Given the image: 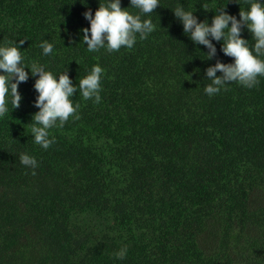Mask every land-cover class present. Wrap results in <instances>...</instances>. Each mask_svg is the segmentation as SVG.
I'll return each instance as SVG.
<instances>
[{
  "label": "trees",
  "instance_id": "trees-1",
  "mask_svg": "<svg viewBox=\"0 0 264 264\" xmlns=\"http://www.w3.org/2000/svg\"><path fill=\"white\" fill-rule=\"evenodd\" d=\"M178 3L209 23L217 7L239 19L245 6L160 0L148 38L90 53L83 13L99 0H0V43L23 39L29 65L66 71L80 105L47 150L30 133L35 77L0 118V264H264V78L208 97L205 69L232 57L213 41L204 58L173 14ZM241 35L251 42L246 27ZM43 40L52 54L41 55ZM93 64L104 69L99 102L78 88Z\"/></svg>",
  "mask_w": 264,
  "mask_h": 264
},
{
  "label": "clouds",
  "instance_id": "clouds-1",
  "mask_svg": "<svg viewBox=\"0 0 264 264\" xmlns=\"http://www.w3.org/2000/svg\"><path fill=\"white\" fill-rule=\"evenodd\" d=\"M160 4V0H129V7L122 8L120 0H99L98 8L93 12L85 11L84 18L88 27L81 31L82 42L88 52L104 49L108 53L121 48L131 49L137 38L146 39L154 31L150 14ZM244 7L239 10V19L229 14L223 7H217L211 23L198 20L193 10L178 3L172 9L173 14L182 24L183 32L207 51L204 58L212 59L217 52L213 41L222 42L221 51L232 57L231 63L220 60L205 69L206 79L210 83L203 86L208 97L219 93L230 83L252 89L264 78V0H244ZM242 27L251 33V42L241 35ZM19 41L0 43V118L9 115L13 108H18L22 99L18 86L35 77L33 87L37 93L34 105L38 109L32 114L30 133L33 142L47 150L55 143L51 130L63 127L70 117L76 118L79 104H74L73 94L77 92L66 71L54 72L44 64L33 61L30 65L19 47ZM42 56L52 54L54 45L47 40L39 44ZM29 71H25V68ZM219 71L220 75H217ZM104 69L93 64L90 70L79 80L78 88L84 100L99 102L102 91ZM22 165L35 169L37 160L28 153H21ZM127 245L121 246L115 253L117 260L127 256Z\"/></svg>",
  "mask_w": 264,
  "mask_h": 264
}]
</instances>
